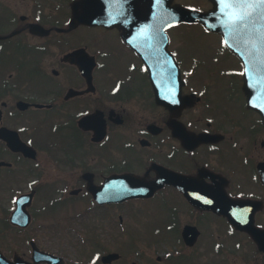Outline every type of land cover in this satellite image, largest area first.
Returning <instances> with one entry per match:
<instances>
[{
    "label": "flooded vegetation",
    "instance_id": "obj_1",
    "mask_svg": "<svg viewBox=\"0 0 264 264\" xmlns=\"http://www.w3.org/2000/svg\"><path fill=\"white\" fill-rule=\"evenodd\" d=\"M78 1L0 0V235L10 230L17 239L5 247L0 238V255L11 264H168L175 252L159 253L158 246L173 230L180 260L199 264L207 254V264H234L241 255L244 264H264V99L249 101L259 94L254 73L245 76L244 62L218 34L202 47L184 46L181 24L163 44L142 29L141 6L134 44L155 67H168L166 47L180 65V101L160 104L143 56L124 37L134 23L126 7L138 9L136 0H115L112 26L82 22L89 14L74 9ZM81 1L97 6L99 16L114 2ZM141 1L151 26L152 0ZM175 2L216 7L207 0ZM219 9L238 14L234 6ZM156 79L169 83L162 74ZM124 174L134 175L130 187H151L157 179L162 185L122 200ZM23 194L33 196L26 226L11 221ZM61 207L66 212L57 215ZM233 210L242 227L232 223ZM57 225L75 232V245L92 241L96 248L53 251L55 237L42 233L55 234ZM191 230L198 232L192 245ZM120 234H143L149 245L120 246ZM233 234L243 247L234 246ZM32 241L48 254L33 253Z\"/></svg>",
    "mask_w": 264,
    "mask_h": 264
},
{
    "label": "rangeland",
    "instance_id": "obj_2",
    "mask_svg": "<svg viewBox=\"0 0 264 264\" xmlns=\"http://www.w3.org/2000/svg\"><path fill=\"white\" fill-rule=\"evenodd\" d=\"M90 34H96V32H92ZM93 37V36H92ZM209 39H212V37L205 33L203 31L202 28H199L198 30H189L187 32L184 33V36H183V45L184 46H187V45H200L201 47L203 46V44L206 43L207 40ZM90 49L92 50L93 47H90ZM94 50V49H93ZM4 195L7 196L6 198L4 197V204L6 205H9V200L11 198V195L9 194V196L7 195V189L6 187H4ZM3 190L1 189V182H0V193H2ZM42 197L39 196L36 200V203L37 205H42ZM0 200H1V196H0ZM7 202V203H5ZM77 208L73 209L76 210ZM72 211V212H73ZM66 212V208L65 207H61V209L57 212V215H62V214H65ZM9 214V213H8ZM4 216L6 217L7 216V209L6 207H4ZM55 217V213L53 215ZM56 225V224H55ZM60 225L63 226V224L61 223ZM60 225H57L56 227V231H55V234H51V229L50 228H47L48 232L46 231V229L43 230V235H47L49 237L52 236V238L55 239L54 241V246H53V251H58V252H65V253H78V252H92L96 246L95 244H93V242H89V243H86L84 242V244L80 243V242H76V245L75 243L73 242V239L78 237L75 232L71 233L70 231L68 233H65V232H62V227ZM80 230H81V227H78ZM0 230H1V224H0ZM5 231V230H4ZM172 233L168 234V238L165 242V244H160L158 247H160L158 249V252L160 253L161 251L164 252L166 250H169L170 252H175V255H173L174 259L173 260H169L168 261V264H192V262H189V261H184V260H180V258L177 257V249L179 247V244H178V241L176 240V235L173 230H171ZM6 233V232H5ZM148 234H149V230H148ZM13 235H16L13 231H10L8 230V234L7 235H4V239L1 237L0 235V238L4 240V246L5 247H9V246H15L17 243H16V238H14V240H12L11 236ZM139 237H136L135 235V238L131 235H123V234H120V246H124L127 242L129 243H137L138 245L136 246V248L138 249H145V245H149L147 243H144L143 242V239L141 236H143V234L140 236L138 235ZM145 236V235H144ZM57 237V238H56ZM134 238V239H131ZM8 238V239H7ZM239 238H241L239 235H235L233 234V244L235 247L239 248V247H243L244 246V240L242 242V240H239ZM20 239L22 242H24V237L23 236H20ZM119 245H115L114 248H119L120 247ZM156 246V244H151V247L148 246V253H149V256H152L154 257L156 254V251L153 249V247ZM242 249H240L239 253L241 254L242 252ZM172 255V254H171ZM170 255V257H171ZM138 256V254H137ZM139 257V256H138ZM210 257L205 254V256H201V260L198 261L199 264H207V261ZM234 264H244L242 258H241V255L240 257L235 260V261H232Z\"/></svg>",
    "mask_w": 264,
    "mask_h": 264
},
{
    "label": "water",
    "instance_id": "obj_3",
    "mask_svg": "<svg viewBox=\"0 0 264 264\" xmlns=\"http://www.w3.org/2000/svg\"><path fill=\"white\" fill-rule=\"evenodd\" d=\"M171 3V0L169 1V4ZM81 5H82V3H81V1H78L77 3H76V5H75V8H77L78 10L79 9H81L82 10V7H81ZM89 9V10H88ZM88 9H87V7L85 6L84 7V9L82 10L83 12H92V10H93V7H88ZM87 10V11H86ZM174 11H176L177 12V14H185V15H188V16H204V15H200V14H197L196 12H194V11H191V10H189V9H187V8H184V7H181V6H178V7H176V8H174ZM89 14V13H88ZM90 15V14H89ZM86 21H88V20H86ZM256 70L257 71H259V74H258V78L260 79V81L262 82V83H264V64L262 65V66H260L259 67V70L256 68ZM260 82V83H261ZM158 101L159 102H164V100H161V98H160V92L158 93ZM170 100V99H169ZM3 132H4V129H1L0 130V138L3 136ZM161 180H157V181H155V182H153V184H152V187L155 189L156 187H158V186H161ZM130 194L128 193V192H126V193H124V194H122V197H128ZM239 203H241V201H238ZM239 203H236L235 205H234V208H237V207H239L240 206V204ZM19 205L21 206L20 207V209L19 210H17L16 212H17V215L16 216H19V215H22L23 213H25L26 212V209L24 208V206H25V200H20L19 201ZM236 213H237V211H235V210H233L232 212H231V214H232V221H233V224L234 225H236L237 227H242L243 225H244V220L242 219V218H239V217H237L236 216ZM192 231V230H191ZM198 233V232H197ZM197 233H195L196 235H194V236H191L193 239L197 236ZM190 238V237H189ZM196 239V238H195ZM194 239V240H195ZM194 240H188V241H194ZM190 242V243H191ZM4 264H5V261H4Z\"/></svg>",
    "mask_w": 264,
    "mask_h": 264
},
{
    "label": "snow or ice",
    "instance_id": "obj_4",
    "mask_svg": "<svg viewBox=\"0 0 264 264\" xmlns=\"http://www.w3.org/2000/svg\"><path fill=\"white\" fill-rule=\"evenodd\" d=\"M231 3L238 9L237 18L242 27L253 24L258 18H264V0H231Z\"/></svg>",
    "mask_w": 264,
    "mask_h": 264
}]
</instances>
